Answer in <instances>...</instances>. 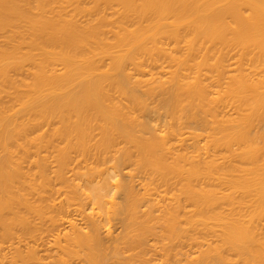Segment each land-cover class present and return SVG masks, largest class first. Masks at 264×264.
<instances>
[{
	"label": "bare ground",
	"instance_id": "6f19581e",
	"mask_svg": "<svg viewBox=\"0 0 264 264\" xmlns=\"http://www.w3.org/2000/svg\"><path fill=\"white\" fill-rule=\"evenodd\" d=\"M233 258L264 264V0H0V264Z\"/></svg>",
	"mask_w": 264,
	"mask_h": 264
},
{
	"label": "rangeland",
	"instance_id": "374dc122",
	"mask_svg": "<svg viewBox=\"0 0 264 264\" xmlns=\"http://www.w3.org/2000/svg\"><path fill=\"white\" fill-rule=\"evenodd\" d=\"M213 236H214V235H213ZM213 236H212L211 238H213ZM207 237H208V236L204 237V239L206 238V240L203 241V243L201 242L202 244L205 245L206 242H209V240H210L211 238H209V237L207 238ZM207 239H209V240H207ZM213 240H214V242H215V238H214ZM216 241H217V238H216ZM210 243H213V242L210 240ZM215 244H216V243H215ZM206 245H207V243H206ZM206 245L204 246L205 249H206V247H207ZM195 248H196V247H193V249H192V250L195 252V253H194V252L192 251V252H193V255L196 254V251L198 250L197 248H196V249H195ZM198 251H199V250H198ZM192 252L190 251L191 254H192ZM234 259H235V260H234ZM236 260H238V258H237V259H236V258H233L232 261H235L233 264L236 263ZM239 260H240V259H239ZM241 261H243V260H241ZM241 261H240V262H241ZM231 263H232V262H231ZM241 263H242V262H241ZM241 263H239V261H237L236 264H241Z\"/></svg>",
	"mask_w": 264,
	"mask_h": 264
}]
</instances>
